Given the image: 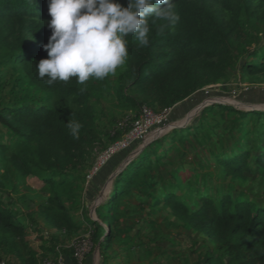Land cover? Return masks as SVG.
Instances as JSON below:
<instances>
[{"label": "trees", "instance_id": "1", "mask_svg": "<svg viewBox=\"0 0 264 264\" xmlns=\"http://www.w3.org/2000/svg\"><path fill=\"white\" fill-rule=\"evenodd\" d=\"M118 2L125 7L128 4V0ZM173 4L180 21L175 26H164L166 21L153 22L150 18L147 47L140 46L134 35L127 37L128 59L114 81L121 104L136 111L146 104L158 109L173 108L169 120H175L192 101L206 97L202 89L210 84L238 73L264 82V0H173ZM50 19L48 0H0V63L18 71V88L15 85L10 100L0 106V123L15 135L10 143L0 141V193L14 177L41 176L42 189L50 190L41 207L45 221L58 231L70 232L81 225L64 193L56 189L60 184L57 178H86V173L77 170L87 168L88 158L101 142L93 99L109 88L113 79L110 75L80 85L72 78L51 86L41 80L36 65L48 55L43 46L51 36ZM194 93L197 94L184 101ZM181 101L182 105L174 108ZM218 108L237 115L243 124L239 146L216 148L218 132L206 112L216 114ZM69 121L81 124L78 139L70 134ZM113 129L107 133L106 145L125 131ZM204 130L214 143L210 149L212 162L228 176L246 177V172L257 169L264 173V110H246L235 102L217 100L202 108L190 126L173 128L154 138L116 174L108 201L97 209L103 222L110 224L125 216V197L136 190L149 193L152 185L161 181L163 160L178 147L176 143L197 142ZM222 133L231 135L229 130ZM135 146L131 144L115 154L101 172L111 173L113 163L126 159ZM175 174L176 182L170 181L167 186V202L214 244L197 264H264V200L247 192L235 197V187L224 191L223 185H211L208 191L194 190L201 203L191 206L186 199L194 192H175L173 189L182 184V169ZM158 197L157 193L154 201ZM92 222L97 226L93 239L100 244L104 264H110L105 249L118 239L117 234L109 230L104 236L101 222ZM26 232L24 220L0 196V261L42 264L56 249L53 244L45 248L47 252L40 253L29 245Z\"/></svg>", "mask_w": 264, "mask_h": 264}, {"label": "rangeland", "instance_id": "2", "mask_svg": "<svg viewBox=\"0 0 264 264\" xmlns=\"http://www.w3.org/2000/svg\"><path fill=\"white\" fill-rule=\"evenodd\" d=\"M122 67L117 70L115 75H111L112 85L93 99L101 142L88 158L87 168L77 170L80 174L86 173V178L84 180L72 177L71 179L57 178L60 184L56 189L62 191L68 205L73 206L72 212L76 214L75 219L81 227L68 232L66 230L58 231L47 224L41 207L45 204L50 190L42 189L44 183L39 175H30L26 178L14 177L13 180H8L0 196L17 216L24 220L27 226L26 239L32 248L41 253L47 252L45 248L51 247L53 244L56 246L54 252H49L46 258H64L63 248L73 251V242L81 239L89 240L91 247L84 257L83 264L90 253H95L99 257L101 254L100 244L93 239L97 226L92 220H95L103 225L104 236L109 230H113L117 234L118 239L105 249L110 257V264H197L214 244L206 233L184 221L167 202V186L170 181L176 182V172L182 169L183 174L180 176L182 184L173 190L178 194L180 191L185 192L188 189L194 192L193 197L186 199V203L191 206H198L201 203V198L194 190L208 191L211 185H223L224 191L229 187H235V191H233L235 197L247 192L251 196L259 198L260 201L264 200V173L257 169L254 172H246V177L232 178L228 176L211 160L210 149L214 143L210 142V133L207 130L201 132V136L197 137V142H191L188 145L187 142L185 144L179 141L176 143L178 147L170 151L163 160L165 163L162 165L163 170L159 171L162 173L161 181L153 184L149 193H139L136 190L134 195L125 197L128 203L122 205L126 211L125 216L113 219L109 224L103 222L97 209L108 201V194L113 188L116 174L134 159L146 144L170 129L190 126L200 114V108L210 105L208 101L212 99L232 101L246 110L254 108L264 110V82L238 73L230 79L206 86L202 89L207 93L206 97L195 99L186 112L176 117L175 120L168 119L164 124L153 128L144 138L134 141L132 144H136L135 148L126 159L113 163L111 173H103L101 170L92 173L97 157L109 146V144L106 145L107 133L113 132V128L120 126V122L125 120L129 127L140 114V110L136 111L130 105L121 104L116 95L114 81ZM17 74L18 71L11 65L5 66L0 63V106L10 100L14 86L16 85L18 88ZM196 94L188 97L187 101ZM206 103L209 104L205 105ZM153 109L156 112L164 110ZM172 110L173 108H171ZM206 118L209 122L214 121L213 127L218 132V136L216 134L215 137L219 146L216 148L219 150L226 147L233 148L241 144L240 128L242 129L243 124H240L237 115H231L218 108L216 114H211L210 110L207 111ZM253 121L254 118L250 123ZM189 130L186 131L189 132ZM224 130H229L231 135L223 136ZM203 136L206 137L203 138ZM219 136L222 137L221 140L218 139ZM14 139L15 135H11L0 123V141L10 143ZM169 146L170 142L164 148ZM89 163L92 164L90 167ZM1 171H3L2 168ZM15 186L17 187L15 188ZM157 193L159 197L154 201ZM100 258H103L102 254Z\"/></svg>", "mask_w": 264, "mask_h": 264}, {"label": "clouds", "instance_id": "3", "mask_svg": "<svg viewBox=\"0 0 264 264\" xmlns=\"http://www.w3.org/2000/svg\"><path fill=\"white\" fill-rule=\"evenodd\" d=\"M48 12L52 31L43 46L48 55L36 70L50 86L72 78L85 85L115 75L127 62L129 35L147 47L150 18L166 21L164 26L180 21L173 0H128L126 7L118 0H48ZM67 127L78 139L81 124L69 121Z\"/></svg>", "mask_w": 264, "mask_h": 264}, {"label": "built area", "instance_id": "4", "mask_svg": "<svg viewBox=\"0 0 264 264\" xmlns=\"http://www.w3.org/2000/svg\"><path fill=\"white\" fill-rule=\"evenodd\" d=\"M170 113L171 108H165L162 112H156L151 106L144 105L139 116L129 125L130 128L128 130H125L127 126L126 120L120 122V126H117V128L125 131L119 139L112 142L99 154L93 165L92 173L99 172L115 154L128 148L137 139L144 138L154 127L164 124L169 119ZM72 246L73 256L77 264H83L85 255L91 249L89 240L81 239L74 241ZM0 264H5V261H0ZM43 264H66V262L63 257L46 258Z\"/></svg>", "mask_w": 264, "mask_h": 264}, {"label": "crops", "instance_id": "5", "mask_svg": "<svg viewBox=\"0 0 264 264\" xmlns=\"http://www.w3.org/2000/svg\"><path fill=\"white\" fill-rule=\"evenodd\" d=\"M63 254L66 264H77L76 259L72 255V251L64 252ZM100 257L101 254L98 257L95 253H90V255H88L86 258L85 264H104L103 258Z\"/></svg>", "mask_w": 264, "mask_h": 264}, {"label": "water", "instance_id": "6", "mask_svg": "<svg viewBox=\"0 0 264 264\" xmlns=\"http://www.w3.org/2000/svg\"><path fill=\"white\" fill-rule=\"evenodd\" d=\"M184 101H187V98H186V100H184ZM216 101H217L216 99H212V100H210V101H208V102L211 104V103H214V102H216ZM182 103H183V102H178L177 104H175L174 108H176V107H180V106L182 105ZM209 103H206L205 105H208ZM202 108H203V106H202ZM202 108H200V110H201Z\"/></svg>", "mask_w": 264, "mask_h": 264}]
</instances>
